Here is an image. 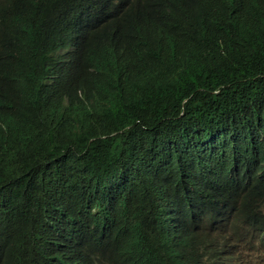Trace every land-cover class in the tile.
<instances>
[{
	"label": "trees",
	"instance_id": "trees-1",
	"mask_svg": "<svg viewBox=\"0 0 264 264\" xmlns=\"http://www.w3.org/2000/svg\"><path fill=\"white\" fill-rule=\"evenodd\" d=\"M189 159L264 177V0H0V264H125L133 187L220 184Z\"/></svg>",
	"mask_w": 264,
	"mask_h": 264
},
{
	"label": "clouds",
	"instance_id": "clouds-1",
	"mask_svg": "<svg viewBox=\"0 0 264 264\" xmlns=\"http://www.w3.org/2000/svg\"><path fill=\"white\" fill-rule=\"evenodd\" d=\"M214 141L208 138L204 143ZM170 148L177 149L172 152L178 159L182 146ZM198 148H204L199 152L214 157L221 146ZM192 160L201 164H194L197 169L204 167L202 172L209 170V179L219 180L217 188L214 184H203L201 191H188L183 186L178 200L169 197L165 202L166 197L163 201L159 197L152 200L142 187H133L123 211L112 218L111 229L117 225L113 238L119 234L114 246L116 253L126 248V258H122L125 264H218L238 255L242 264H264V177H256L260 173L246 167L248 173L242 174L246 175V183L238 188L237 194L229 195L224 192L228 181L233 179L228 171L217 164L209 167L201 159L187 161ZM140 207L144 209L143 214L130 212ZM82 256L85 259H73L70 264H119L110 262L107 255L90 251ZM58 258L54 264H59ZM66 263L65 260L60 264Z\"/></svg>",
	"mask_w": 264,
	"mask_h": 264
},
{
	"label": "rangeland",
	"instance_id": "rangeland-1",
	"mask_svg": "<svg viewBox=\"0 0 264 264\" xmlns=\"http://www.w3.org/2000/svg\"><path fill=\"white\" fill-rule=\"evenodd\" d=\"M209 141V140H208ZM204 143V141H202Z\"/></svg>",
	"mask_w": 264,
	"mask_h": 264
},
{
	"label": "bare ground",
	"instance_id": "bare-ground-1",
	"mask_svg": "<svg viewBox=\"0 0 264 264\" xmlns=\"http://www.w3.org/2000/svg\"><path fill=\"white\" fill-rule=\"evenodd\" d=\"M168 230H170V228Z\"/></svg>",
	"mask_w": 264,
	"mask_h": 264
}]
</instances>
